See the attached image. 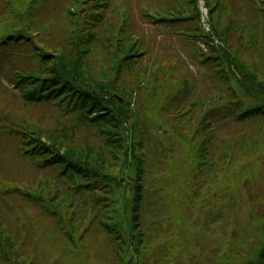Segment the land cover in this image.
Listing matches in <instances>:
<instances>
[{
  "label": "rangeland",
  "instance_id": "1",
  "mask_svg": "<svg viewBox=\"0 0 264 264\" xmlns=\"http://www.w3.org/2000/svg\"><path fill=\"white\" fill-rule=\"evenodd\" d=\"M140 2L141 0H137ZM145 1V5H157L160 9H163L164 11L167 10L168 7L173 6L175 7L176 0H173V2H168L166 0H152L151 2L149 0H143ZM203 1V0H201ZM221 2V0H220ZM117 5L119 4L118 1H116ZM133 3V2H132ZM137 5V4H136ZM137 7H139L137 5ZM171 7V8H173ZM135 8V7H134ZM200 8L202 11V17H200L201 20H206L207 13L206 9L203 6V3L201 2ZM6 9V3L3 0H0V16L4 14ZM219 12L224 16L225 13H222L221 10L216 8L214 11V16L218 15ZM122 11L121 9H118L116 11H113L112 14L109 16V22L106 24L107 27L112 28L111 31L118 30V27H120L121 21H122ZM143 16L138 17L136 20L141 22L149 21V16L145 21H142L141 18ZM141 20V21H140ZM195 22V21H193ZM225 25L229 27L231 31H235L234 25H231L228 23V18L225 19ZM180 28H184V25L179 24ZM148 30H151V26H148ZM68 28V19L66 16H64L63 11L60 12L59 16L56 19V22L52 25H48L46 29L42 30V32L38 33L36 32V38L40 39L41 42L44 43V46L47 50H50L55 55L58 53L57 47H60L63 42L67 45V39H68V32H66ZM187 28L190 29V26L187 25ZM110 31V33H111ZM66 32V33H65ZM132 32V30L130 31ZM238 37L239 41L243 44V48L250 50L252 39L251 37L247 38L241 33L240 30H238ZM258 35L256 33H253L254 38L257 41V45L252 43L254 46L256 45V57L255 61L260 67V71L262 72L264 70V65H262V59L264 57V43H262V40L264 38V28L261 29L259 32L258 28ZM42 36L43 38L39 37ZM39 42V40H38ZM39 42L41 45L42 43ZM106 42V45L104 49L101 50V47L99 48V52L96 50V53H99L98 56H96L94 59L87 58L89 68L92 69H98L100 66L104 67H110L112 64V55H113V46L111 43H109V37L106 38V36L101 37L100 45L104 44ZM229 43H231L229 41ZM233 44V43H232ZM98 46L99 43H97ZM186 47L190 46L188 43H185ZM95 47V46H94ZM95 50V48H94ZM245 59H246V54ZM248 57V59H251ZM158 63L155 61L154 63H149L148 66H145L144 62L143 64L134 61L130 65H125L122 69V71L118 72V79L121 84V86H128L130 87V90L135 89V92H130L128 90L120 91L119 88H117V94L120 98L124 97L122 99V102L119 103L120 105H117L118 109L127 108L128 103H136L138 105H141L145 110L150 109V104L147 102V97L152 96L151 92L148 90V86L151 83L150 77L147 76V72H149L151 75L156 71ZM243 68L244 65L240 63V65ZM158 68V67H157ZM180 68V67H179ZM175 69V71L171 68H168V78L167 80L170 81V87H168L167 93H174L175 87L178 86V81L176 80L178 77L181 79H184V76L186 73H190L189 67L182 66L181 69ZM111 69V68H110ZM171 69V70H170ZM105 74H108L109 71L102 69ZM137 71V73H135ZM116 74V73H115ZM113 75H108L106 77L105 83L112 84L111 77H114ZM134 77L133 81H131V77ZM141 77V78H137ZM261 79V78H260ZM5 83H9L11 85L9 80H4ZM12 86V85H11ZM147 86V88H144ZM196 83L194 82L192 85L193 94L196 92ZM144 88L143 90L141 88ZM183 92V91H182ZM11 91H7L4 93H0V122L2 121L1 118L6 119L11 124V127H7L8 129H19L24 131V127L27 126H40L43 129L49 130L50 128H56V130L60 133L63 132L66 128L65 126H62L61 121L58 117H54V111L55 108L47 105H31L29 103H25L22 99V97L13 98L10 96ZM162 95V94H161ZM159 96V100L161 101L164 99V97ZM166 95V93H165ZM183 96L177 95L173 98V100L181 101ZM187 100L190 101V98L187 95ZM162 105L158 106L156 109L150 110V119H147L144 117V120L147 121L146 124V132L150 134V136H156L157 137H163L162 140H160L163 144L166 145V148L164 151L161 152V154H164L165 156H168L167 159L169 160V166L174 168V171H169L168 173L165 172L166 167L163 171H159L158 174H155V178H162L161 183L165 184L164 188L166 191L160 190L159 194L155 192L154 194L152 191L156 190L157 188H154L155 185H151L150 183L146 184L147 189V197L145 198L144 202V208L145 210L144 214H142V218L144 221L145 226V236L150 239L151 244L157 243L162 244L161 252L165 251V248H169V252L166 253L165 257L168 258L171 261L179 262L180 264L187 263L189 264L191 261L190 255L189 257L186 256L182 259H178L180 255H183V253L186 251V240L184 234H174L173 232L162 236L160 239L159 237H154L153 228L156 226L153 225V222L157 224L158 218L155 219V217H152V213L157 211L156 204L157 202H162L164 205V209H166V213L171 212V208H175L176 206H172V196L175 197V191L184 189L187 193H192L193 191V184L194 181L190 178L192 176H200L202 178L207 177V181H205V187L206 189L204 192V196L208 198V202L211 203V196H218L220 194V190L224 188V184H226L227 189L225 191L231 190L233 191V188L235 187L234 191H237L241 184H239V181L242 183L241 179L242 176L244 177V171L242 170L246 162L258 164L257 166H264V123L258 127H253L251 129H245V132L243 134H238L235 136H232L231 139H227L224 143H219L216 147V151L222 153V158L218 159V164L220 168H218L217 175L214 173V168H209L208 173L206 174L205 170L200 169V162L201 160H198L196 158L197 152H199V140L201 139L202 134H200L199 137L192 138L190 135L185 134L183 132L181 123L176 122V120L172 117V112H168L166 108H161ZM140 107V106H139ZM106 109V108H104ZM140 110L142 111V108L140 107ZM148 113V112H147ZM52 114V115H51ZM171 116V117H170ZM3 124V123H2ZM22 125V127H19V125ZM0 128V175L3 177H7L12 180H5L0 178V193L5 192L3 191V188L5 186L10 185V181H22L26 182V188L27 189H33L34 191L39 192L43 198L44 202L46 203L50 208H57L60 211H64V213L69 214V211H73L72 208L66 207L64 208L65 204H68L69 198L67 196L58 195L56 193L61 194V192L57 191L55 185L48 182L43 175H38L35 172H33V177L31 178L29 174H32L30 166L27 165V161H23L24 157L21 155L20 151V140L18 136H16L13 133H9L10 131L8 129ZM123 132V131H122ZM129 132L131 134H135L134 139H137L139 136V133H137V130H134V128H130ZM91 136L93 137V144L94 146L98 147L97 144H95L94 141V135L95 131L92 130ZM263 136V137H262ZM72 138V143L76 146V148H86L88 150L87 153H90V157L93 159L95 158L96 165L101 166V163L96 160L95 154H100L103 157L106 158L104 163V169L102 172L104 175H110L115 172H119L120 168L119 163L120 161L111 162L109 160L110 157L105 156L104 152L102 150L91 148L89 147L88 140L84 139L83 142L78 140V137L74 134L70 136ZM212 147V146H211ZM100 148V147H99ZM234 154L230 161H228L226 164L222 163L224 158L228 154H231L230 151H232ZM110 149V148H109ZM111 150V149H110ZM82 152H86L83 151ZM111 152V151H110ZM121 156L123 153L120 154ZM226 167V169L224 168ZM185 168V169H184ZM5 169V170H4ZM181 170H184L181 172ZM227 171V173H226ZM176 173L180 178L176 176ZM181 173H184V176H180ZM49 175H53V171L49 172ZM56 176V173L54 174ZM120 176V175H119ZM176 176V177H175ZM41 178V181H38L39 178ZM150 177V176H149ZM153 179V178H151ZM148 182H153L150 179ZM260 183H262V188L264 191V172L261 174ZM125 184V183H124ZM169 185V186H168ZM177 185V188L175 187ZM173 186L176 188L173 192ZM260 186H254L252 187L253 192H258ZM122 192L125 191L124 187H122ZM163 189V187H162ZM170 189V190H167ZM240 190L237 194H235V198L237 199L240 206H244L242 199L244 198L243 194H241ZM246 191V190H245ZM128 193V192H127ZM134 192L132 191V194ZM6 198L7 203L5 204L4 201L1 200L2 197H0V216L3 221V223H7L8 231L12 232L13 235L17 238V240H21V242L24 244L25 247L29 249H34L35 253L39 251H45L46 256L48 257L50 255L51 259H53V254L57 253L59 256H64L65 252H69L70 250L67 248V246H64V239L60 234L57 235V233H51L53 229L52 220H49L47 217L40 216V214L37 213L36 209L31 207V209L25 210V207L23 206V202H21L20 194L16 192H6ZM97 194L102 196L103 199L106 198V194L104 195V192L102 190L98 189ZM157 194V195H156ZM233 194V193H232ZM145 195V194H144ZM110 197H113L114 200L118 196L117 192H114L112 195H108ZM129 195L126 194L125 197H123L124 200H122L123 204H115L113 205V210L118 209L117 206H121L119 211L125 214L123 206L129 205ZM202 197V196H199ZM233 198L232 196L230 198H227L226 202L231 201ZM127 200V201H126ZM126 203H125V202ZM11 203L13 207L9 205ZM225 203V202H224ZM146 204V207H145ZM177 204L179 205L180 202L177 200ZM161 203L158 207H160ZM194 205V201L193 204ZM196 207V206H195ZM54 208V209H55ZM146 208V209H145ZM154 211V212H153ZM157 214H160L159 211H157ZM246 213L244 210L240 211V216L242 218H245ZM73 216V215H72ZM72 216H69L70 219L73 221L75 220V226L78 230L79 223L76 221L77 218H73ZM223 216L224 214L219 211L218 217L221 219V224L219 226V235H215L214 239H220L221 242L225 245L227 242V235H228V228H226V221L223 222ZM255 219L254 223L251 222L250 225L253 224L255 226L254 233L250 232H244L241 231L242 234L240 236V239L237 240V242L234 245H226V247H221L220 251L218 252V260L222 258V260H226L225 264H229L228 261L238 262L240 260V257H243L244 255L248 254L250 250H259L261 247H263L264 244V213H262V205L258 209L256 214L252 215ZM173 226V223H171ZM157 227L158 224H157ZM173 230L178 231L175 229V227H172ZM26 230L28 231V235L31 237L29 240H25L23 237H21L23 234L22 232ZM89 230V233L86 237V241L83 239L80 241V239L76 238L75 246L71 248V250L76 251L74 253L73 251L70 252L69 255L73 256L71 258L67 259L66 264H90L91 258L90 255L88 256L86 252V248L90 249L91 252L94 254H110L109 261L104 264H127L130 254L132 256V253L129 252L125 253L119 252L117 257V260L115 258V255L112 253L114 252V246L108 239H106V233L104 232L103 228L98 226L96 223H94L93 227H91ZM210 234L212 232H209ZM210 234H208L205 238L209 239ZM190 236V232H189ZM2 238V239H1ZM9 237L5 235V232L3 231V228L1 229L0 225V246L5 248L6 254L9 255V257H12L15 248L13 247V242L11 241V245L8 241ZM212 240V238H211ZM68 244V240H66ZM86 242V245L85 243ZM251 243V244H250ZM151 244L146 242V245L142 243L140 246V250L142 251L143 246L146 250L147 247H151ZM209 245V244H208ZM7 246V247H6ZM100 248V251H99ZM185 248V251H184ZM9 249V250H8ZM1 251V248H0ZM186 254H189L188 251H186ZM235 256L236 261L233 260V257ZM91 257H94V255H91ZM123 257V258H121ZM16 258H18L21 261V264L28 263L22 256L20 257V254L16 255ZM27 258L29 256L27 255ZM132 262V261H131ZM102 264V263H101ZM264 264V263H263Z\"/></svg>",
  "mask_w": 264,
  "mask_h": 264
},
{
  "label": "trees",
  "instance_id": "2",
  "mask_svg": "<svg viewBox=\"0 0 264 264\" xmlns=\"http://www.w3.org/2000/svg\"><path fill=\"white\" fill-rule=\"evenodd\" d=\"M3 1L6 3V12L0 16V38H2V36H8L9 34L13 35L12 30L18 32L23 31L31 39V41L27 43L30 45L36 44L37 48H41L42 50L41 53H38L37 58H35V69L16 73L12 82L13 86H16L19 91V97H22L25 103L37 104L49 102L56 106L59 117L57 121H61L62 126L68 127L60 133L56 128L46 130L40 126H27L24 127V131L16 128L8 129L10 133L18 136L21 153L30 161L31 166L33 164L34 168H51L52 171H56L58 177L69 176L72 184L78 178L82 180L81 182L84 186H90L93 178L104 179L107 184L103 187L105 190L104 193H106V195H112L114 192H117L118 196L115 199V203L123 204L122 200H124L123 197H125L126 194L125 191L122 192V183L126 169H128L127 175L130 176V170L134 169V167H138L140 171L143 170V167L139 157L136 158L137 161L135 163L134 154L130 153L129 155V148L127 145L125 146V142H128L127 139L122 142L113 134L114 132L117 134L120 132L115 129L116 125L112 124L115 122L118 123V125L124 123L126 124L125 129L128 130L127 123L135 116L133 117V114L131 115L128 110L122 112L118 109L113 112L115 121L112 120L111 122V119L104 113L94 118H105L104 120L103 118L100 119L99 122L102 124V132L107 125L112 128V136L108 139V145L118 146L121 149V153H123L120 158L113 154V152V156H109V153H104L105 156L110 157L109 160L111 162L115 163V161H120L118 167H120L122 171V178L119 181L116 175H104L102 172L106 160L105 157L98 153L95 154L96 160L101 163L99 168V166L96 165L95 158L92 159L90 153H87L88 150L86 148H76L70 136L76 133L73 129L75 125L80 127L92 125L91 114L101 112L105 105L107 107L110 106L107 101V103H104L103 98L104 96L107 98L112 96L115 92V86L111 87L108 83H105L106 77L116 73L114 77H111L110 81L111 83L116 82L118 79V72H120L119 70L124 59H131L133 56L139 54L137 51L139 34L135 33L136 30L130 32L131 30H129V28L125 30L122 27H118V30L111 31L112 28H108L106 24L95 27L94 29H86L84 26L80 29V19L78 17L80 12L78 8L74 6L75 9H72V11L69 10L71 31H67L69 36L67 45L63 42L60 47H57L58 53L55 55L50 50L46 49L44 43L41 42L39 38L37 39L35 37L36 32L34 29L39 28V26L34 23L32 24L25 15L24 9L28 1ZM84 1L85 0H78V7H80L82 5L81 3ZM197 1L198 0H188V2H186L187 5L190 3L192 4L190 7L189 19L193 18L196 22L193 28L195 32H186V34L192 38L203 37V30L198 22L199 14L197 10ZM211 1L213 0H205L207 3ZM232 1L241 4L238 17V30L241 29L243 19H245V21H253L255 19L264 21V0ZM214 10L215 6L211 5L209 8L212 15L210 17V24L211 28L213 27L212 34L220 38V44L217 45L218 48L213 46L210 48L209 52L205 53L198 46H195L196 48L193 51L194 59L205 68L204 70L207 72L209 70L208 75L205 77L207 79L206 84H204V89L206 91L204 94L206 99V103H204L205 107L202 106L200 102L197 105L198 107L201 106V108H205L204 114L208 119L211 118L212 121L217 122L226 121V124L229 125L224 129L226 141L232 138L233 133H236V135L238 134L240 131V122L246 119H252L256 116L264 121V81H259V79L246 68L244 60L245 51L241 50L242 44L239 41V37L234 44L229 43L230 38L225 34L222 26L216 24L217 19L215 20L213 17ZM83 32L86 33L84 34ZM102 36H106V38L109 37V43L113 46V61L110 67L100 66L98 69L91 70L87 58L94 59L99 54L96 53V50L99 52L100 47L102 50L107 46L106 42L100 45ZM209 36L211 35L208 34L206 38L210 39L211 37ZM97 43H99L100 46L94 47ZM129 61L130 60L126 62ZM240 63L244 65L245 68L242 69V67L239 66ZM234 68L239 69L238 74L233 73ZM102 69L109 71L108 74H105ZM238 76L241 78L239 79ZM176 80L179 84L175 87V90H186L184 88L187 81L186 77H184V79L178 77ZM253 98L256 102L260 99V106L252 102ZM247 105H250L251 108L246 109ZM206 106H210L209 110H207ZM199 114L194 116L193 121L199 117ZM52 116L56 117V115ZM135 120L136 117L134 118V121ZM134 121L133 123L131 121V124L132 127L137 130L138 125L134 123ZM234 122H238V125L232 130L231 127ZM213 126L215 127L214 124ZM19 127H22V125L20 124ZM132 140L130 142H132ZM137 140L138 144L136 143V139L130 143V150H134L136 146L141 148L140 138ZM139 148H137V150H139ZM82 150L86 152H82ZM233 155L234 154H230L228 160H231ZM0 177L7 180L5 177H2V175H0ZM128 183L130 188V182ZM136 189H139L138 185ZM139 194L140 189L136 191L132 199H129L130 205L123 206L125 214L119 211L121 206L119 208L117 206V210L109 209L110 212L108 214L111 220L107 223V229L111 231V233H115L114 235L121 245V252L125 251V253L128 254H130V249L133 247L132 253H136V248H140L142 243V234L139 230L138 221L141 211V199ZM62 196L68 197L67 194ZM257 255L261 257L259 259L264 260V246L263 249L257 252Z\"/></svg>",
  "mask_w": 264,
  "mask_h": 264
}]
</instances>
